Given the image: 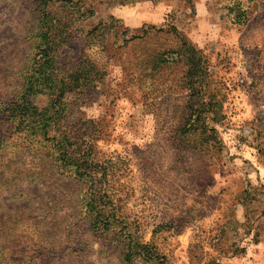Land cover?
<instances>
[{
  "label": "rangeland",
  "instance_id": "rangeland-1",
  "mask_svg": "<svg viewBox=\"0 0 264 264\" xmlns=\"http://www.w3.org/2000/svg\"><path fill=\"white\" fill-rule=\"evenodd\" d=\"M30 1L0 0L4 101V83L18 81L29 53ZM81 8L92 13L73 20L58 59L79 62L94 82L77 88L64 76L62 130L80 141L94 132L104 185L153 245L151 259L133 264H264V0H82ZM57 94L30 99L42 108ZM50 143L0 116V264H122L119 241L87 230L83 216L73 239L47 234L78 218L85 194L58 163L39 167ZM56 239L69 244L64 253L47 249ZM41 252L39 263L29 260Z\"/></svg>",
  "mask_w": 264,
  "mask_h": 264
},
{
  "label": "trees",
  "instance_id": "trees-1",
  "mask_svg": "<svg viewBox=\"0 0 264 264\" xmlns=\"http://www.w3.org/2000/svg\"><path fill=\"white\" fill-rule=\"evenodd\" d=\"M55 3H58L62 10H66V14L58 15L53 8ZM81 7L82 0H31L29 2L28 10L33 15L24 37L29 43V53L16 72L18 81L5 82L3 85V88L10 89V92L6 101L0 98V116L27 138L40 137L51 142V145H44L45 150L40 159L43 163L39 165L41 169L47 170L52 167V163H58L60 173L72 175L84 185L85 194L80 199L82 208L78 218L73 216L70 220L67 218L60 227L54 224L55 228L47 234L54 235L53 238L71 240L75 237L73 234L75 223L83 216L87 230L99 235L111 233L110 239L119 241L116 246L119 247L122 264H133L136 258L144 263L152 258L153 245L135 235L126 216L119 212L115 204V200L120 198L118 191L104 185L108 182L109 173L105 161L97 157L99 151L95 148L94 132H89V138L80 141L76 132L73 135L72 130H65V128L62 130L64 115H66L64 112L67 111L64 110L65 106L62 103L64 76L72 74L77 88L83 84L92 86L94 82L86 74V68L81 67L79 62L58 59L64 55L60 52V47L69 40L71 32L69 27L73 20L92 13L91 9ZM75 14L76 18L73 17ZM2 73L3 71L0 70V75ZM53 90H56L58 94L50 105L42 108L33 105L30 99L32 95ZM84 122L88 126L93 121L84 120ZM51 128L58 130L59 133L49 134ZM85 134L84 131L81 135ZM80 227L81 224L78 225V228ZM62 243L57 239L51 240L47 249L53 252L58 249V252L64 253L69 248V244L61 249ZM43 256L45 255L41 252L29 260L39 263Z\"/></svg>",
  "mask_w": 264,
  "mask_h": 264
}]
</instances>
